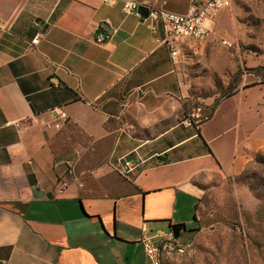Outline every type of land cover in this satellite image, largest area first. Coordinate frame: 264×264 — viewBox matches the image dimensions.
I'll list each match as a JSON object with an SVG mask.
<instances>
[{
  "label": "crops",
  "instance_id": "1",
  "mask_svg": "<svg viewBox=\"0 0 264 264\" xmlns=\"http://www.w3.org/2000/svg\"><path fill=\"white\" fill-rule=\"evenodd\" d=\"M159 1L185 14L192 0ZM101 23L115 33L97 45ZM182 85L119 1L0 0V264H149L143 238L175 224L192 236L198 183L218 163L214 113L190 118ZM123 157L139 159L133 172Z\"/></svg>",
  "mask_w": 264,
  "mask_h": 264
},
{
  "label": "rangeland",
  "instance_id": "2",
  "mask_svg": "<svg viewBox=\"0 0 264 264\" xmlns=\"http://www.w3.org/2000/svg\"><path fill=\"white\" fill-rule=\"evenodd\" d=\"M176 62L189 117L204 122L216 105L204 132L218 170L198 183L183 253L162 263L264 264V0H231L210 37L191 40Z\"/></svg>",
  "mask_w": 264,
  "mask_h": 264
},
{
  "label": "built area",
  "instance_id": "3",
  "mask_svg": "<svg viewBox=\"0 0 264 264\" xmlns=\"http://www.w3.org/2000/svg\"><path fill=\"white\" fill-rule=\"evenodd\" d=\"M117 1L121 3L122 11L125 14L133 15L146 24L155 45L165 47L173 62H176L181 56L191 40L204 41L208 39L213 33L219 13L231 5V0H192L185 14H177L164 9L163 3L159 0H103V3L112 5ZM140 7L146 9L145 17L138 12ZM104 23L109 24L108 21ZM34 27L41 28V23L36 21ZM101 27L102 23L99 24L92 37V41L97 45H104L115 33L113 29L107 32ZM40 35L38 33L31 40L33 45L38 43ZM221 43L226 47H232V43L227 39H221ZM56 114L61 119H65L63 111H56ZM138 163L139 159L133 161L123 157L119 159L117 167L123 173H131L137 168ZM66 173L73 176L72 164L68 165ZM69 186V179H61L57 186V193L62 194ZM156 238H158L156 242H153L152 238L141 240L149 264H163L164 255L183 253L184 248L177 239L173 238L171 232L168 236L159 235Z\"/></svg>",
  "mask_w": 264,
  "mask_h": 264
},
{
  "label": "water",
  "instance_id": "4",
  "mask_svg": "<svg viewBox=\"0 0 264 264\" xmlns=\"http://www.w3.org/2000/svg\"><path fill=\"white\" fill-rule=\"evenodd\" d=\"M138 12H139L143 17H145L146 14H147L146 9L143 8V7H140V8L138 9ZM169 229H170V231H171V234H172L173 238H174V239H178L180 233H181L182 231L185 230V227H184V225H180V224L178 225V224H175V225L170 226Z\"/></svg>",
  "mask_w": 264,
  "mask_h": 264
},
{
  "label": "trees",
  "instance_id": "5",
  "mask_svg": "<svg viewBox=\"0 0 264 264\" xmlns=\"http://www.w3.org/2000/svg\"><path fill=\"white\" fill-rule=\"evenodd\" d=\"M224 97L227 98L228 95L226 94ZM215 108H216V105L213 107L212 114H211L209 117H207L206 120H208V119H210V118L212 117V115H213V113H214V111H215Z\"/></svg>",
  "mask_w": 264,
  "mask_h": 264
}]
</instances>
